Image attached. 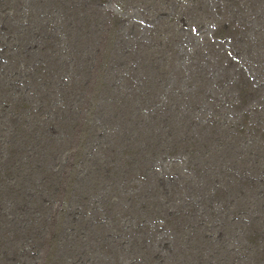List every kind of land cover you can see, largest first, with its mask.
<instances>
[{
  "label": "rangeland",
  "instance_id": "1",
  "mask_svg": "<svg viewBox=\"0 0 264 264\" xmlns=\"http://www.w3.org/2000/svg\"><path fill=\"white\" fill-rule=\"evenodd\" d=\"M63 227L86 264H264V0H0V264Z\"/></svg>",
  "mask_w": 264,
  "mask_h": 264
},
{
  "label": "bare ground",
  "instance_id": "2",
  "mask_svg": "<svg viewBox=\"0 0 264 264\" xmlns=\"http://www.w3.org/2000/svg\"><path fill=\"white\" fill-rule=\"evenodd\" d=\"M56 11V10H55ZM53 53H57V50L56 49H54L53 50ZM65 62H66V60H65ZM65 62H63V60H62V58H61V56H60V54H58L57 55V60H55V67H57L58 66V64L59 63H61V64H63L64 66H66V63ZM46 69V63H45V61H44V59H41L40 58V68H39V70H38V74L41 76V74L43 73V71ZM60 70H58L57 72H55V74L54 75H58L59 76V80H58V82L56 83V82H51V86H50V88H49V90L51 91V92H53V93H55L56 95H59V93H63V92H65V95H67V98H69L71 95H73L74 97H79V95H87V94H89V93H87L88 91L86 90V86H84V88L83 87H81V88H79L78 86H76V87H73V86H67V88L65 89V90H62V89H60V83H61V80L64 78V76H63V74L62 73H60L59 72ZM85 80V79H84ZM39 84H40V86H43L44 85V83L43 82H41L42 80H41V78H39ZM82 83H84L83 81H82ZM65 84V83H64ZM77 85V84H76ZM75 86V85H74ZM246 97H254V94H246ZM250 99H252V98H250ZM63 104V103H62ZM61 106V105H60ZM63 106V105H62ZM59 107V106H58ZM78 107V106H77ZM46 112H50L49 111V109L48 110H46L44 113H46ZM64 112L63 111H59V115H64L63 114ZM150 114V113H149ZM155 120V119H154ZM162 120V119H161ZM56 121H58V120H56ZM47 122V121H46ZM82 125V124H81ZM53 127H52V131H56V127H57V124L55 125H52ZM86 126L84 125V126H82V128L81 129H79V131L78 132H82V131H84V128H85ZM57 134V133H56ZM55 141V140H54ZM60 141H61V139H60ZM138 141H140V139H138ZM143 142H144V139H143ZM147 142V141H146ZM83 147H88V145H85V146H83ZM140 149H142V148H140ZM114 150V149H113ZM38 151V150H37ZM46 152V151H45ZM113 154H115V153H113L112 152V155ZM130 157H131V159L130 160H134V157L133 156H131V155H129ZM56 157V155L54 156V158ZM52 159V158H51ZM130 160H128V162H127V165H131L130 164ZM130 161V162H129ZM65 167H67V166H64V168H61V170L60 169H58V170H56V171H54L53 173H54V175L55 176H57V175H59L60 173L62 174V175H64V174H66V170H65ZM105 170V169H104ZM78 171V173H80L81 175V177H79V176H76L75 178H77V180L79 181H81L82 183H81V185L83 186V185H85V184H87L89 181V177L91 176V171H90V169H88V170H86L85 171V169H83V172H82V170L80 169V170H77ZM129 171V170H128ZM59 173V174H58ZM106 175L108 176V177H110V178H112V179H114V178H116V180H114L113 182H110L109 184H110V186L112 185V184H115V185H120V184H123L122 182H120L118 179H117V172L115 173V172H113L112 171V169H109V170H107L106 171ZM66 176V175H65ZM43 177V176H42ZM60 177H61V175H60ZM84 177V178H83ZM45 178V177H44ZM56 179V178H55ZM124 180V179H123ZM136 182V181H135ZM63 183V181L61 182V184ZM79 184V183H78ZM52 185V184H51ZM51 185H49L48 187H46V188H42L44 191H45V193H43L44 191L42 190L41 192H40V196H42L43 198H42V200L43 201H48V197L47 196H49V195H53V196H56L57 194H60L61 193V190L63 191V193L65 192L67 195H74V193H76V189H74V188H71V189H69V188H67L66 186H59V187H56L55 189L53 188V186H51ZM131 185V184H130ZM101 196V195H100ZM34 197V196H33ZM83 198L86 200L85 201V203H84V205L86 204V203H88L89 202V200H90V198L89 197H87V195H83ZM45 203V202H44ZM90 203V202H89ZM92 204V203H91ZM83 205V206H84ZM83 206H81V205H78V207H83ZM92 208H96L95 207V203H93L92 205ZM107 208H109L108 206H107ZM104 211H107V209H103ZM112 212V211H111ZM37 214V213H36ZM69 216H70V219L71 220H73V221H77V218H79V217H83V213L82 212H72V213H70L69 214ZM94 216V215H93ZM169 216V215H168ZM171 216V215H170ZM97 217H98V215H97ZM99 219H102L101 217H98ZM86 219V218H85ZM101 223H105V221H101ZM23 224H25L24 222L21 224V225H23ZM32 225V224H31ZM157 229L159 230V232H161V230H162V228H160V227H157ZM72 228H66V227H63L62 228V230L60 231V230H57V229H53L52 231H51V236L52 237H54V239H55V241L57 242V244L56 243H54V245H55V251H54V255L52 254L51 256L52 257H50L51 259L50 260H47L45 263L46 264H66V262H68V264H77V263H81V264H86L85 262H86V259H84V257H85V253H80L78 250L77 251H75L74 249H75V247L73 248V247H71V243L69 242V241H67L68 239H69V235H71V232H72ZM36 231V229L35 228H33L32 227V237H33V234H34V232ZM122 234V233H121ZM141 234H148V231H145V232H142ZM110 237V239H109V241H112L113 243H116V242H119L120 241V238H121V236L120 235H117V236H114V235H107L106 236V238H109ZM255 238H256V240H258V242L260 241V240H262L263 241V235L261 234V233H259L258 232V234H255V236H254V240H255ZM158 242H160V241H158ZM152 243L153 244H155L156 243V241L155 240H153L152 241ZM152 244V245H153ZM9 252V251H8ZM110 252V251H109ZM111 253V252H110ZM56 254H57V256H56ZM112 255V254H111ZM7 256V255H6ZM11 256V255H10ZM16 257V256H15ZM159 257V256H158ZM67 258V259H66ZM49 259V258H48ZM66 259V260H65ZM65 260V261H64ZM64 261V262H63Z\"/></svg>",
  "mask_w": 264,
  "mask_h": 264
}]
</instances>
